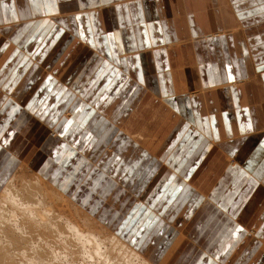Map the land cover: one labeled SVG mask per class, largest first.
Masks as SVG:
<instances>
[{"label": "crops", "instance_id": "0c3cea01", "mask_svg": "<svg viewBox=\"0 0 264 264\" xmlns=\"http://www.w3.org/2000/svg\"><path fill=\"white\" fill-rule=\"evenodd\" d=\"M46 44L87 78L0 84V188L26 157L158 264H264V0H0V79ZM151 97L156 156L124 131Z\"/></svg>", "mask_w": 264, "mask_h": 264}, {"label": "bare ground", "instance_id": "6f19581e", "mask_svg": "<svg viewBox=\"0 0 264 264\" xmlns=\"http://www.w3.org/2000/svg\"><path fill=\"white\" fill-rule=\"evenodd\" d=\"M147 100L149 101L143 104L144 110L137 114L135 120L133 119L128 127L129 130L125 128L124 131L125 135L130 138L145 143L143 147L156 156L164 139L146 138V128L150 124V119L146 120L144 114L150 111L151 114L155 113L154 115H156V110H153L151 105L153 98ZM168 118L167 120L170 121V116ZM175 118L178 120L180 115ZM143 119L147 126L144 124L146 127L137 128ZM262 131L264 129L259 133ZM50 134L56 136L53 131ZM236 136V138H247L248 135L245 137ZM224 140L221 141L222 145ZM222 145L221 147L224 149ZM27 160L26 157L19 158L11 176L0 188V264H158L156 253L146 256L141 248L136 247L134 242L131 243L123 233L118 232L114 225L115 222H111V219L107 220L103 215L93 213L95 210L88 209L79 197L70 196L51 181L46 174L32 167ZM236 161V158L234 159L228 154V166L235 164ZM166 169L167 167L164 165L160 168L158 177L152 182L150 189L154 190L162 175L166 173ZM262 176H260V180L263 182ZM209 192L204 194L205 198L208 197ZM142 195L143 197L141 196L139 200L143 198L141 202L144 203L146 196L144 193ZM125 227L127 228V226ZM248 231V235L255 241L257 229L251 228ZM181 236L185 238L182 233ZM262 247L264 248V240ZM203 257H205L204 254ZM191 260L193 261V259ZM167 261L165 259L161 264H166ZM189 263L191 264V262Z\"/></svg>", "mask_w": 264, "mask_h": 264}, {"label": "rangeland", "instance_id": "374dc122", "mask_svg": "<svg viewBox=\"0 0 264 264\" xmlns=\"http://www.w3.org/2000/svg\"><path fill=\"white\" fill-rule=\"evenodd\" d=\"M149 1H152V0H149ZM122 44H125V41H123ZM61 45H64V43H62ZM79 47L80 46H77L75 48V46H74L73 52H75V53L83 52L82 49H80ZM61 54L69 55L70 51L67 52V48L65 47V49L63 48L61 50ZM79 54L80 55L70 56L69 58H61V57L55 58L54 53H53V45L52 44H46L44 51H42V49H41V51H39V52H36V51L32 52L28 56V58H25L24 60L18 59V60L13 61L12 63H7V66L10 64L12 69L13 68L14 69H20V70L25 69L24 72L27 76L15 77L13 79L12 78L0 79V81H1L0 84H2V86L7 85L8 87H10L13 84H19L20 82L26 83L28 80H29V82H39V83H42V82L53 83V82H56L57 80L66 81V82H71V81L83 82L87 78V76H86L87 73H85V70L87 68L86 64L90 63V61L93 59V56L85 55L84 53L83 54L79 53ZM32 56L36 57V58H30ZM59 61H60V63H59ZM241 87H243V84ZM125 88H126V93H127L128 97L130 96L129 94L135 92L134 86L128 85ZM147 99L148 98H145L143 100V102L141 104L142 108L144 107L143 104L147 103L149 101ZM129 104H131V102ZM135 104H137V103H135ZM135 104H133V105H135ZM133 105L129 106V108L133 107ZM140 112L135 113V115H133L131 117V119L127 123L128 124L127 128L129 127V125L133 121V119L135 120L137 114H139ZM148 113L144 114V118H146V120H148V119L151 120L155 113L154 114L150 113L149 115H148ZM158 114H159V109L156 110L155 116H158ZM175 116H178V115H174L173 113L170 114V119H172V118H174V119L168 121V123H172V121H177ZM144 124H145V121L143 119L141 122V126L146 127L147 124H145L146 126H144ZM232 128L236 129V130L237 129L238 130H245L247 128V126L226 128L228 134L232 133L231 132ZM53 132L56 134L55 131H53ZM175 132L177 133V137H180V139L186 138V135H185L186 132L185 131H175ZM210 136H211V131H210ZM68 261L70 262V260H68Z\"/></svg>", "mask_w": 264, "mask_h": 264}, {"label": "snow or ice", "instance_id": "6c2138e0", "mask_svg": "<svg viewBox=\"0 0 264 264\" xmlns=\"http://www.w3.org/2000/svg\"><path fill=\"white\" fill-rule=\"evenodd\" d=\"M238 231H240V230L238 229Z\"/></svg>", "mask_w": 264, "mask_h": 264}]
</instances>
